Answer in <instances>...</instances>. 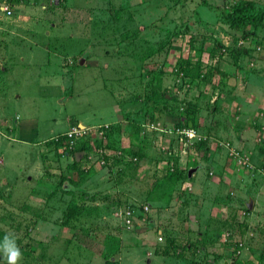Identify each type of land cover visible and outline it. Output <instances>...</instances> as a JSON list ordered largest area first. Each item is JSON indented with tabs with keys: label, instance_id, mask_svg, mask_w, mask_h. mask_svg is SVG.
I'll return each instance as SVG.
<instances>
[{
	"label": "rangeland",
	"instance_id": "obj_1",
	"mask_svg": "<svg viewBox=\"0 0 264 264\" xmlns=\"http://www.w3.org/2000/svg\"><path fill=\"white\" fill-rule=\"evenodd\" d=\"M237 2L264 21V0H15L0 233L19 264H264V24L229 26Z\"/></svg>",
	"mask_w": 264,
	"mask_h": 264
},
{
	"label": "trees",
	"instance_id": "obj_2",
	"mask_svg": "<svg viewBox=\"0 0 264 264\" xmlns=\"http://www.w3.org/2000/svg\"><path fill=\"white\" fill-rule=\"evenodd\" d=\"M250 5L251 4L249 2H240V3L237 2V4L229 5L227 7V10H225L226 14L223 16L224 21H226L229 26L237 28V29H241L243 31V35L244 34H248V35L252 34V35H254L253 32L249 33L250 30L247 27H251L252 29L256 30V28H258V27H260V26H262L264 24V21L261 18L263 16V14H262L263 12L262 11H259V13L257 15L258 16L257 19H255V17H253V16H248L246 14V10L248 9V6H250ZM246 52L248 54H250V50L249 49L246 50ZM206 79H207V77H206ZM164 95H165L164 93H160L159 94V96H161V97H164ZM178 126H183V127L187 126V122L180 123ZM70 139L71 138L69 136H65L64 137L65 141H64V148H63V151H62L63 154L64 153L68 154L70 152L69 146H68V142H69ZM79 153L80 152H78L77 154H74L75 159L78 158ZM133 167H135V164L132 165V168ZM170 174H172V173H170ZM184 177H185V175H184ZM169 179H170V175L169 176H165V175L162 176L161 175V176H159L158 181L159 182H165V181H167ZM5 235L6 234H4V233H0V242L3 241V238H4ZM197 239L195 241H192V242H190V241L189 242H185L180 249H179V246H178V250L179 251L178 252H177V250L173 251L171 254H174V255H176L178 257H182L183 254H184V252H182V251H184L185 249H188V248L189 249H192V248L194 249L195 248V246L193 244L196 241H198ZM171 241H172V239H168L167 247H168L169 243H171ZM183 247H184V249H183ZM163 250H164V254H165L166 247ZM215 257L217 258V256H215Z\"/></svg>",
	"mask_w": 264,
	"mask_h": 264
},
{
	"label": "crops",
	"instance_id": "obj_3",
	"mask_svg": "<svg viewBox=\"0 0 264 264\" xmlns=\"http://www.w3.org/2000/svg\"><path fill=\"white\" fill-rule=\"evenodd\" d=\"M2 4L8 6L11 10L10 14H6L5 12L1 11V8H0V43L3 44L7 41L5 37L10 36V34L13 36L16 35L13 27H18V26L20 27V23H19V19L14 14L15 0L14 1L13 0H0V7ZM2 34H4V36H2ZM19 59L22 61V58L19 57ZM13 60H14L13 56L10 58L8 57L6 58V56L3 55L0 58V78H2L1 77L2 75L5 77L6 73L9 74L10 77H14V79L17 77V71L15 67H11L13 66L11 65ZM8 62H9L8 66L11 68L9 70H6L5 63H8ZM48 64H49V58L46 60L45 65H48ZM15 96L18 97V95H15ZM15 96H10L9 94L7 95V91L5 90H2L0 92V113L3 110H6L8 113H9V109L15 110L16 103L13 101V98ZM9 99H12V101H9ZM6 123H7V117L3 116L0 119V125H5ZM9 127L10 126L7 125V128Z\"/></svg>",
	"mask_w": 264,
	"mask_h": 264
},
{
	"label": "clouds",
	"instance_id": "obj_4",
	"mask_svg": "<svg viewBox=\"0 0 264 264\" xmlns=\"http://www.w3.org/2000/svg\"><path fill=\"white\" fill-rule=\"evenodd\" d=\"M0 258H3L5 264H19L22 259V252L11 235H5L0 242Z\"/></svg>",
	"mask_w": 264,
	"mask_h": 264
},
{
	"label": "built area",
	"instance_id": "obj_5",
	"mask_svg": "<svg viewBox=\"0 0 264 264\" xmlns=\"http://www.w3.org/2000/svg\"><path fill=\"white\" fill-rule=\"evenodd\" d=\"M0 8H1V11L5 12L6 14H10V12H11L10 8L4 4H2ZM72 133H74V132H68L67 136L72 137L73 136ZM146 207L147 206H144V208H146ZM126 214H129V210L126 211ZM128 221L129 220H127V222Z\"/></svg>",
	"mask_w": 264,
	"mask_h": 264
},
{
	"label": "water",
	"instance_id": "obj_6",
	"mask_svg": "<svg viewBox=\"0 0 264 264\" xmlns=\"http://www.w3.org/2000/svg\"><path fill=\"white\" fill-rule=\"evenodd\" d=\"M195 170H196V167L189 168V169L187 170V177H189L190 174H191L193 171H195ZM251 205H252L251 201H249V203L246 204L247 208H250Z\"/></svg>",
	"mask_w": 264,
	"mask_h": 264
}]
</instances>
